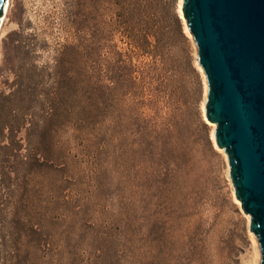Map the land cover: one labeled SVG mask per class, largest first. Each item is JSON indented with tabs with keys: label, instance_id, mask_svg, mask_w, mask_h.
<instances>
[{
	"label": "rangeland",
	"instance_id": "obj_1",
	"mask_svg": "<svg viewBox=\"0 0 264 264\" xmlns=\"http://www.w3.org/2000/svg\"><path fill=\"white\" fill-rule=\"evenodd\" d=\"M176 5L179 84L205 155L191 175L196 202L161 186V108L142 107L138 139L126 122L117 127L81 0H10L0 33V264L259 263L201 115L205 78Z\"/></svg>",
	"mask_w": 264,
	"mask_h": 264
},
{
	"label": "trees",
	"instance_id": "obj_2",
	"mask_svg": "<svg viewBox=\"0 0 264 264\" xmlns=\"http://www.w3.org/2000/svg\"><path fill=\"white\" fill-rule=\"evenodd\" d=\"M81 7L84 31L99 58L98 79L112 98L117 127L124 129L126 122L129 135L138 139L147 133L142 107L161 108V186H168L177 202H196L191 175L198 154L202 159L205 155L179 84L185 50L172 0H81ZM164 49L169 57H161L157 66Z\"/></svg>",
	"mask_w": 264,
	"mask_h": 264
},
{
	"label": "water",
	"instance_id": "obj_3",
	"mask_svg": "<svg viewBox=\"0 0 264 264\" xmlns=\"http://www.w3.org/2000/svg\"><path fill=\"white\" fill-rule=\"evenodd\" d=\"M180 11L205 78L204 117L264 264V0H181Z\"/></svg>",
	"mask_w": 264,
	"mask_h": 264
},
{
	"label": "bare ground",
	"instance_id": "obj_4",
	"mask_svg": "<svg viewBox=\"0 0 264 264\" xmlns=\"http://www.w3.org/2000/svg\"><path fill=\"white\" fill-rule=\"evenodd\" d=\"M9 4H10V0H6L5 7H4V11H3V14H2V17H1V20H0V33H1V29H2L3 23H4V21L6 19V16H7ZM180 5H181V0H177L176 11H177L178 16L180 18H182L181 11H180ZM203 89H204V94H206V86L205 85H204V88ZM204 103H205V95H204V97L202 99V102H201V115H202L203 119L205 120V122L208 123V125L210 126V137H211V139H212V141L214 143V138H213L214 124L213 123H209L208 121H206V119L204 117ZM214 145H215V143H214ZM219 150L223 151L222 148H219ZM235 202L238 205H240V202L238 200L235 199ZM247 219H248V216H247ZM248 222H249V220H248Z\"/></svg>",
	"mask_w": 264,
	"mask_h": 264
}]
</instances>
